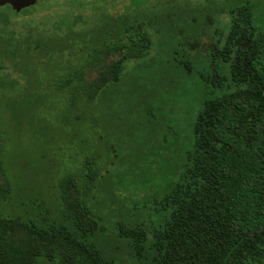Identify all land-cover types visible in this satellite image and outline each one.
Returning a JSON list of instances; mask_svg holds the SVG:
<instances>
[{
  "label": "trees",
  "instance_id": "1",
  "mask_svg": "<svg viewBox=\"0 0 264 264\" xmlns=\"http://www.w3.org/2000/svg\"><path fill=\"white\" fill-rule=\"evenodd\" d=\"M263 9L264 0L0 1V102L13 94L0 127L9 132L4 114L10 129L26 118L46 128L47 115L62 129L23 146L37 152L20 164L25 178L4 158L15 151L0 148V264H264ZM165 45L201 97L187 148L150 152L172 169L144 184L118 154L81 152L78 135L103 103L113 131L112 110L140 106L141 139L168 149L163 94L180 77L158 70ZM75 158L79 176L61 169ZM33 168L59 175L43 187Z\"/></svg>",
  "mask_w": 264,
  "mask_h": 264
},
{
  "label": "rangeland",
  "instance_id": "2",
  "mask_svg": "<svg viewBox=\"0 0 264 264\" xmlns=\"http://www.w3.org/2000/svg\"><path fill=\"white\" fill-rule=\"evenodd\" d=\"M171 47L174 49L177 47V44L174 42ZM171 47L170 45L164 46L159 55V60L164 64L158 66L159 72H170L171 75H179L180 77L177 86L170 90L171 94L165 90L163 94L161 126L164 128V130H161V137L166 140L165 146L168 147L167 150L162 149L161 145L163 142L159 140L153 145L146 143L141 139L143 135L148 134V128H144L140 121V106H136L132 109L122 106L112 110L113 115H115L114 117H117V119H115L117 126L114 131L112 121L108 118H105L103 115L109 111V107L104 103L98 107V109L96 108V110H94L95 112L93 121H88V123L90 122L89 124L91 125V132L89 131V128L85 127L87 122L80 123L81 126L78 137L82 138V142H79L77 146H79L81 152H86L88 149L91 151L95 149L97 152H112V155L118 154L117 157L120 158L119 166H122L123 164L124 166L130 165V167H138V171L136 173H140V176L137 182L144 179V184H151L153 180L165 173H162L163 169L169 167V165L160 163V161L150 162L152 161V157H149L151 156L150 152H183L187 148L189 139H192V123L196 108L198 106V100L201 97L200 82L197 77L195 75H185L184 71L175 68L172 62H167V60L171 58V51L173 50H170ZM117 55L114 56L118 57ZM206 66L207 64L205 59L200 58L196 67L202 69ZM84 74L87 78H91L96 74V68L86 67ZM8 76L10 78L16 77V75L12 72L9 73ZM5 92L6 93L2 99V102H0V107H4L9 112L13 110L11 107V98L13 97V94L12 91ZM2 112L6 111L3 110ZM3 122L5 123L6 130L9 132H3L5 131L4 128L2 130L0 127V148L2 146H10L11 149L15 151L10 152V150H8V152H4V155L7 156L4 158L9 168H11L12 174L19 172L22 174V177L25 178V173H28L29 170L20 166V164L24 159V161H26L28 157L36 154L37 152H20L22 151L23 146H25V150L32 147L33 143H37L36 137L39 138V136L44 133H46V141H48L50 138L55 137L58 133H60L62 129L58 125L52 127L54 122L51 123V120L47 115L46 128L43 127V124H45L44 122H39L36 124L34 123V120L29 121L28 118H26L20 119L17 125L16 121H13L15 124L11 127L12 129H10L8 125L9 122L6 120V115L4 114ZM100 135L102 136L101 139L99 138ZM71 140L72 138L67 139L68 143ZM94 142H97L96 146ZM17 143H19V146H16ZM127 152H129V154L127 155L126 159L124 153ZM55 153L56 152H46L47 160L53 161L56 159ZM8 155L12 156L13 158L11 160L8 159ZM58 156L60 157L59 159H62L64 158L63 156H66V153L63 155L58 154ZM171 156V159L174 158V155ZM79 160L81 159L75 158L73 161V166L69 161H66L64 165L61 166V169L66 170L67 168L72 167V170L77 174V176H79L82 173V166L80 165ZM106 164L108 166V163ZM171 164L174 165L175 161L174 164ZM33 169L39 171V181L43 187L44 185L46 186V184H49L51 181H56L59 175L53 173L51 177V173L55 171L53 168H49L51 173L48 174H46V168ZM171 169L172 166L170 165L169 170ZM123 177H125V175H123ZM37 178L38 176L35 172V174H32L29 177V181L37 180ZM143 194H145V191L139 190L136 195L142 196ZM109 225H107L108 230ZM38 264L53 263H47L45 259L43 260L40 258L38 260Z\"/></svg>",
  "mask_w": 264,
  "mask_h": 264
},
{
  "label": "water",
  "instance_id": "3",
  "mask_svg": "<svg viewBox=\"0 0 264 264\" xmlns=\"http://www.w3.org/2000/svg\"><path fill=\"white\" fill-rule=\"evenodd\" d=\"M3 2H11L13 4V6H19L21 4H27L28 2H30L31 0H0Z\"/></svg>",
  "mask_w": 264,
  "mask_h": 264
}]
</instances>
